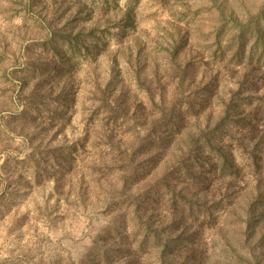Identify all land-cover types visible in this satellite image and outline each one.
<instances>
[{"label":"rangeland","instance_id":"1","mask_svg":"<svg viewBox=\"0 0 264 264\" xmlns=\"http://www.w3.org/2000/svg\"><path fill=\"white\" fill-rule=\"evenodd\" d=\"M263 29L264 0H0V264H112L127 256L120 251L126 241L140 263L155 256L156 264L169 242V264H264V216L250 241L233 248L225 239L246 224L231 220L230 205L193 208L188 198H198L196 188L174 181L188 213L176 229L172 194L157 204L144 199L136 212L135 198L140 187L152 188V176L131 185L140 161L133 156L149 135L138 119L150 116V132L156 127L186 141L175 119L188 127L197 111L216 114L222 102L230 104L243 67L260 75V88L245 89L237 102L241 115L256 109L247 120L259 137L244 154L234 151L235 163L244 173L256 150L264 165ZM91 30L95 37H84ZM73 36L80 52L71 51ZM55 49L69 65L53 100L38 107L43 98L30 96L24 83L30 86L33 64L58 60ZM180 66L195 72L198 85L185 84L177 98ZM213 76L221 87L210 96L205 83ZM44 84L48 97L52 84ZM161 95L169 105L176 101L172 118L162 117ZM252 187L233 196L243 203ZM254 209L264 212V200ZM226 219L229 229L221 232Z\"/></svg>","mask_w":264,"mask_h":264},{"label":"trees","instance_id":"2","mask_svg":"<svg viewBox=\"0 0 264 264\" xmlns=\"http://www.w3.org/2000/svg\"><path fill=\"white\" fill-rule=\"evenodd\" d=\"M263 31L264 29L260 34L264 39ZM93 32V30L89 31L84 37H95ZM73 37L75 38H71L68 41L71 48H73L71 51L73 53L80 52V48L78 49L80 37ZM97 48L99 47L96 46V50ZM84 49L88 53L95 52L90 47ZM55 50L58 60H52L51 62L47 61V63H44L43 67H41L42 65L33 64L29 73H27L29 75L28 79H26V81H30V86L28 83H24V87H28V93L30 96L35 97L36 100H38L39 97L43 98L36 103V106L38 107L42 106L41 104L44 103V100H51L54 91L60 89L61 80L65 76V68L69 65L66 53H63L58 49ZM242 71L243 74L240 76L241 78L239 77L235 82L237 89L232 91L233 97L229 99L230 104L226 106L222 102L221 105L224 107L220 109L218 113L214 114L213 111H205L201 116L202 113L199 111H197V113L194 112L196 110V104L191 103L189 108L195 113L193 116L195 121L193 123L190 122L188 127H184L186 125L184 124L183 126V119H178V117L175 119L173 126L174 128H177V136L179 138L180 135H183V138L187 139L186 141L177 143L174 134L168 130H164L165 133H162L155 127L153 128L154 131L150 132V125L152 123L150 116L138 119V128L144 130L145 133L147 131V135L148 133L149 135L138 146L135 156H133L136 159L140 158V161L134 169L135 175H133V183L131 184L139 186L147 180L149 175L152 176V188L148 186L140 187L139 195L135 198L138 200H136V212L140 210L141 202L144 201V199L146 202L152 201L154 204H157L165 193L172 194L173 197L170 202L173 209V223L176 229H179L182 224L181 222L184 221L185 216H188V213L185 209L187 203L185 193H176L174 181L178 180L182 185L185 184L187 187L193 185L196 188V191H193L192 193L193 195H197L198 198H188L189 204L190 206H193V208L197 207V205L211 208L213 206L224 204L226 209V207L230 205L228 213L231 220L235 219L238 221H244L246 224V227L242 232L240 230L235 231L236 235L232 237L230 241L225 239V242L233 248L235 241H238L241 238L246 239L247 242L250 241L253 231L256 229L255 224H257L260 218L264 216L263 211L258 213L254 209L256 203L259 204L260 201L264 200V165L258 158L257 151L252 150V153L249 154V159L251 161L250 167L244 173L235 163L234 151L238 150L241 153H243V151L247 152V147L252 145L259 137V134L256 133L257 129L255 128V125L249 127L247 120L251 115H256L253 114L256 109H252L249 113L246 112V114L242 113L241 115V113L239 114L240 110L237 107V102L241 101L240 98L245 89L249 91L253 88L257 91L260 88L259 85H257L260 81V75L256 73L258 72L257 68L253 71L250 70V72L247 67H243ZM178 73L181 74V79L180 84H178L175 89L177 98L182 89L185 88V84L198 85L193 77V73L195 72L190 67L180 66L178 68ZM53 79H55V82H53ZM44 82L52 84L50 91L51 94L48 97H44V94L47 91ZM205 86L211 90L213 89V91L210 92V96H212L213 92L221 87V84L219 78L213 76L205 83ZM147 94L150 96L153 103H155L157 100L156 96H154L155 94H151L149 91H147ZM158 98L159 105H162V107L163 105L165 106L162 117L165 115H171L172 118L175 113L174 105L176 101L169 105L165 95H161ZM118 102L119 100L114 98L110 107L113 109ZM133 114L134 112L130 113V117H132L131 119H133ZM136 114H138V112H136ZM238 115L241 116L238 117ZM251 122L257 124L258 120L255 118ZM190 147H192V150L184 160L186 148ZM241 149L243 151H241ZM141 154H145L148 157H141ZM149 161L151 163L145 164ZM142 165L147 168L144 166L142 167ZM141 167L143 169L142 171H140ZM251 185H253L252 188L246 189V191L249 192L247 201L242 203L241 198L235 199L234 196L240 191L239 189L241 187L245 189ZM232 204L233 206L231 207ZM139 212L142 213V211ZM228 225V219H226L221 232H225L229 229V227H227ZM186 230H188V227H184L181 235L185 234ZM190 238L192 237L190 236ZM126 242L127 247L122 249L123 246H120V251H127V256L121 261H112V264L154 263L155 256L150 260L143 259V263H140V258L137 256V253L134 252L131 243L128 241ZM156 242L159 243L160 241ZM146 243L147 241L143 240V243L139 246L140 251L144 250ZM155 250H157V248ZM159 250L160 248H158V251ZM173 252L174 250L171 249L170 243L167 242L163 251L158 255V262L156 264H167L170 257L169 255ZM189 257L192 258V255ZM171 262L172 264H175L176 260L173 258ZM189 263L190 259L185 261V264Z\"/></svg>","mask_w":264,"mask_h":264}]
</instances>
